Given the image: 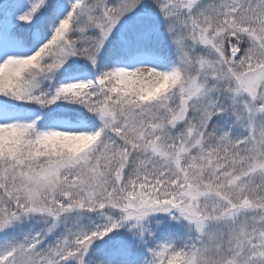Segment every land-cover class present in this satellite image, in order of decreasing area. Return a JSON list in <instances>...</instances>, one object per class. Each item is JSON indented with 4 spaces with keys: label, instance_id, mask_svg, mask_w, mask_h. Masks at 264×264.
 <instances>
[{
    "label": "rangeland",
    "instance_id": "obj_1",
    "mask_svg": "<svg viewBox=\"0 0 264 264\" xmlns=\"http://www.w3.org/2000/svg\"><path fill=\"white\" fill-rule=\"evenodd\" d=\"M20 23L32 48L12 36ZM59 24L44 69L33 55ZM18 61L37 69L0 81V128L73 153L0 147V197L13 204L0 207V264H60L72 240L111 234L129 210L121 251L101 264H264V85L256 100L238 86L264 65V0H7L0 75ZM140 78L158 92L147 103L116 95ZM102 204L116 212L98 216ZM152 210L163 221L143 220ZM179 225L190 243L165 235Z\"/></svg>",
    "mask_w": 264,
    "mask_h": 264
},
{
    "label": "trees",
    "instance_id": "obj_2",
    "mask_svg": "<svg viewBox=\"0 0 264 264\" xmlns=\"http://www.w3.org/2000/svg\"><path fill=\"white\" fill-rule=\"evenodd\" d=\"M6 3H7V0H0V18L3 15V8L6 5ZM59 28H60V24L58 28H56L55 30L56 34L51 40H49V42H47L43 50L40 53L33 55L35 59L42 60V64H44V69L48 67V65L50 64V62L45 61L46 60L45 57H47L45 56V54L57 40V37H58L57 33H58ZM24 30H25V24L17 25L12 30V36L20 43V45L25 46L27 48H32V45H33V41L31 38L32 36L30 32L27 30V28H26V32L28 34H25ZM96 42H98V35L94 38V43ZM79 60L75 61L73 64L75 65L80 64ZM84 61L86 60H81L83 67H85ZM171 64L172 62H170V65ZM30 65H31L30 63L23 64L22 61L13 63L7 72L5 71L0 75V81H6L5 79L9 75H11V78H14L17 81L18 75L21 74V72L25 70L26 68L27 69L29 68L32 71H35L37 69L36 66H33V65L30 66ZM48 80H49L48 81L49 82L48 86H49L52 82L50 79ZM171 82L175 84V81L173 78ZM119 87L120 88H118L116 95H120L121 97L128 99L131 102V104L132 103L137 104V106L142 105V103L144 104L147 103L150 99L154 97L156 93H158L155 90V87H156L155 83L148 82L147 80L143 78H140L135 81L125 82L123 84H120ZM30 101H33V100L25 99L24 102H19L15 104L25 103L26 105H30V103H26ZM1 106L8 107L9 105L1 103L0 101V107ZM18 136H19L18 134L11 132V129L9 130L5 128H0V142H3V144H0V147L6 146V145H10V146L18 145L19 147H23V148H30L32 147V145H37V150L35 149V147H32V150L37 151L38 154L42 153L43 158L45 159H47L49 156H53L54 158L60 157L61 159L62 157H68L69 155L73 153V148L69 144H66V143L36 144V143H33L34 141L30 138L18 139ZM6 190L7 191L9 190V185H6ZM0 195H1V191H0ZM0 200L2 201V205L0 207L2 209L5 208L7 210V213L9 214L13 213V210L10 211L11 207L13 206V204L11 203L10 197L6 195L4 197H0ZM71 203L75 205V208H72L71 205L69 204L73 212L92 213L94 210L98 209V206L95 209L89 206H86V205L79 206L76 201H71ZM3 205H6V206L3 207ZM126 205L127 203L124 202L122 206H126ZM68 207H69L68 203L60 206V213L62 214L60 215V217L65 216L64 213H67ZM158 207L160 206H157V209L155 210H158ZM166 207L167 205L165 204L164 208ZM155 210H152L151 212L152 214H148L144 216L143 220L152 218L151 221L153 222L163 221L164 218L162 217V214L156 213ZM148 211H149L148 208H145V210L139 208L136 214L143 213L142 215H144ZM111 212H116V211L110 205L102 204V210L97 211L96 214L98 216H101V215L102 216H112V214H110ZM29 213H31L30 210H29ZM128 213H130V210L126 211L122 216L121 215L118 216V217H121L119 221L120 226L116 228V230L112 232L111 234L107 233V235L100 236L97 239H93V237L89 235L87 237L85 236L78 240L76 239L72 240L68 246H65L61 250L62 253L60 254V264H101V263L109 262L111 259H113V255L115 253L121 251V248H120L121 241H119V235L121 237V233L127 227L128 220L126 219L125 214H128ZM131 215L133 214L131 213ZM141 220H142L141 218H138L137 222L140 223ZM66 221H71V220L68 219V217H66V218H62L60 221V230L63 232L65 231L67 232V225H65L64 230H62L63 224ZM71 227L72 226L69 225L68 230L71 229ZM187 230L188 229H186L185 227L179 225V226L170 227L169 230L168 231L166 230V232L164 233L165 235L171 237V239H173L176 242V245L179 246L182 243L184 244L190 243L188 242V240L190 241V239H192L193 236L192 237L189 236Z\"/></svg>",
    "mask_w": 264,
    "mask_h": 264
},
{
    "label": "water",
    "instance_id": "obj_3",
    "mask_svg": "<svg viewBox=\"0 0 264 264\" xmlns=\"http://www.w3.org/2000/svg\"><path fill=\"white\" fill-rule=\"evenodd\" d=\"M235 56L231 57L230 64L233 65ZM264 82V65L257 69L246 72L240 81L241 90L248 94L251 99H255L259 95V90ZM188 116V100L185 99L181 103V110L179 112V120L184 121Z\"/></svg>",
    "mask_w": 264,
    "mask_h": 264
}]
</instances>
